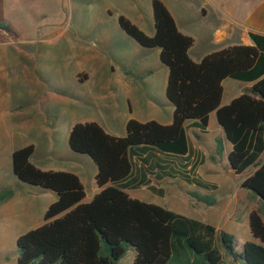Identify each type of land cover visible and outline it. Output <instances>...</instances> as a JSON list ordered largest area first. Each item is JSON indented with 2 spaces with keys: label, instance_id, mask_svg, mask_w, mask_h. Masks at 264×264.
<instances>
[{
  "label": "trees",
  "instance_id": "1",
  "mask_svg": "<svg viewBox=\"0 0 264 264\" xmlns=\"http://www.w3.org/2000/svg\"><path fill=\"white\" fill-rule=\"evenodd\" d=\"M155 33L146 34L124 15L123 30L145 47H159L168 67L166 95L174 105L170 124L130 118L126 134L107 132L96 121L75 123L68 144L89 155L97 166L101 188L90 201L80 177L65 170H44L31 157L34 144L12 153L14 174L22 181L57 194L44 215V223L17 239V264H120L129 246L132 264H264V36L250 33L255 45L237 44L213 51L199 62L190 56L193 36L183 33L162 0H152ZM227 77L258 79L229 104L222 105ZM218 121L233 145L229 162L236 173L254 166L242 185L259 196L249 225L256 240L234 247V236L214 225L129 195L135 186L132 155L150 148L165 153L189 150L188 121L205 129L209 115ZM187 178L195 179L191 174ZM144 181V180H143ZM14 195L0 192V205ZM225 249L226 254L223 253Z\"/></svg>",
  "mask_w": 264,
  "mask_h": 264
},
{
  "label": "rangeland",
  "instance_id": "2",
  "mask_svg": "<svg viewBox=\"0 0 264 264\" xmlns=\"http://www.w3.org/2000/svg\"><path fill=\"white\" fill-rule=\"evenodd\" d=\"M162 1L179 21L189 18L191 31L203 27L199 8L207 0ZM250 2L243 3V11ZM120 15L146 34L155 33L152 0H0V192L14 191L0 205V264H17L18 237L42 225L48 206L57 200L54 191L14 174L12 153L21 141H32L42 150V169L79 171L91 193L97 187L95 163L68 144L75 123L96 121L125 135L130 118L172 122L174 106L166 95L168 67L160 59L161 49L145 47L126 33ZM189 189L211 196L215 205L196 201L204 206L188 214L189 202L182 195L168 204L148 191L146 197L239 233L231 217L234 209L225 208L230 195L225 182L215 193ZM134 257L129 246L120 264H132Z\"/></svg>",
  "mask_w": 264,
  "mask_h": 264
},
{
  "label": "crops",
  "instance_id": "3",
  "mask_svg": "<svg viewBox=\"0 0 264 264\" xmlns=\"http://www.w3.org/2000/svg\"><path fill=\"white\" fill-rule=\"evenodd\" d=\"M245 1L249 2L250 0H207V3L202 4L199 8V18L203 27L194 30L192 28L193 31L189 27V18L185 17L179 21L171 12L178 28L183 33L189 34L195 39L194 45L190 49V56L193 60L199 62L205 55L232 45H255L250 33L264 36V0H253V2H250L251 4H248L251 7L243 11L242 9L246 7V4H243ZM191 24L194 25L193 22ZM261 51L264 53V49H261ZM257 80L238 79L234 77L225 78L222 82L223 96L221 104H229L233 99L243 94L246 88L253 86ZM212 125L216 129L215 134H211ZM102 126L111 134L124 136L113 133L104 125ZM186 126L189 141V150L187 153H165L158 149L150 148L145 152L139 150L138 154L135 153L132 155L135 165L133 177H137V185L129 186L126 191L132 197L156 204L159 203L151 201L146 197L147 191L163 200L166 204L169 201L179 200V195H182V199L185 201L188 200L189 203L194 205L190 206L188 203L189 210L185 209V212L192 214L193 208L196 206H204V204L196 205V201L198 203L206 202L209 205H215L216 201L211 196L207 198L199 194L194 195L189 188L196 189L197 193H199L198 191L215 193L222 180L223 183H226L230 192L225 208L226 210L234 209L231 217L240 229L241 227L243 228L242 230L238 229L239 233L237 235L232 234L234 236V242H238L235 250L241 253L245 242L256 240L250 229L249 215L252 210L259 208L261 200L259 196H255L249 189L242 185L244 179L251 175L256 167L251 166L239 174L233 170L229 162V153L233 145L228 139L223 126L218 121L216 111L210 113L208 126L205 129L193 121H188ZM46 141L49 142L52 140ZM21 142L20 147L28 144L35 145L32 141ZM40 151L42 150L40 148L38 150V147L35 146V151L31 157L32 162L38 167L42 166ZM263 160L264 153L260 156V161ZM40 168L42 169V167ZM94 168L95 173L93 177L95 179L97 173L96 164H94ZM70 172L76 173L84 184V179L79 171L71 169ZM188 173L195 179L187 178ZM180 183L181 189L179 188ZM85 189L86 197L84 201H90L101 188L97 185L91 193L88 192L86 186ZM195 219H199V217ZM199 220L204 221L202 219ZM215 227L219 231H223L219 226L216 225Z\"/></svg>",
  "mask_w": 264,
  "mask_h": 264
},
{
  "label": "water",
  "instance_id": "4",
  "mask_svg": "<svg viewBox=\"0 0 264 264\" xmlns=\"http://www.w3.org/2000/svg\"><path fill=\"white\" fill-rule=\"evenodd\" d=\"M169 99V98H168ZM172 103V102H171ZM224 128V127H223ZM225 130V129H224ZM226 132V131H225Z\"/></svg>",
  "mask_w": 264,
  "mask_h": 264
}]
</instances>
